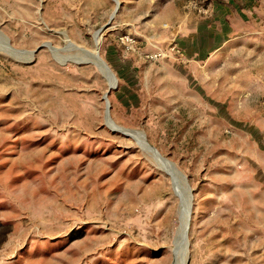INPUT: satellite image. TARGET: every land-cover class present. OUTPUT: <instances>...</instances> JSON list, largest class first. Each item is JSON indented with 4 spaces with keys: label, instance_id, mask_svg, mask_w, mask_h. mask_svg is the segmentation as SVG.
I'll return each mask as SVG.
<instances>
[{
    "label": "rangeland",
    "instance_id": "obj_1",
    "mask_svg": "<svg viewBox=\"0 0 264 264\" xmlns=\"http://www.w3.org/2000/svg\"><path fill=\"white\" fill-rule=\"evenodd\" d=\"M118 1L0 0V264H264V0Z\"/></svg>",
    "mask_w": 264,
    "mask_h": 264
},
{
    "label": "crops",
    "instance_id": "obj_2",
    "mask_svg": "<svg viewBox=\"0 0 264 264\" xmlns=\"http://www.w3.org/2000/svg\"><path fill=\"white\" fill-rule=\"evenodd\" d=\"M210 1L214 2V0H210ZM221 1H224V6L219 5L218 10L211 9L210 7V11H209L211 12V14H213L212 17L220 20L223 19L224 21L223 23L225 24L222 27L223 31L220 30L221 28H218L217 32L213 31L215 35H213L212 43L209 45L208 56L216 54L223 46H225L232 39L233 35H235L237 32L243 34L242 30L240 31L239 29L237 30L236 27H234L233 24L230 23V19L236 17L239 18L242 17L244 19L250 18L249 16L253 14L252 8L254 7V5L255 7H258L262 3V0H221ZM258 1L261 2L259 5H258L259 3ZM228 3H230V5ZM232 4H234V7L231 6ZM219 33L222 34V39H220V41L223 40L222 41L223 44L221 45L220 42L218 45L216 43V41L219 40L218 37L221 35Z\"/></svg>",
    "mask_w": 264,
    "mask_h": 264
},
{
    "label": "bare ground",
    "instance_id": "obj_3",
    "mask_svg": "<svg viewBox=\"0 0 264 264\" xmlns=\"http://www.w3.org/2000/svg\"><path fill=\"white\" fill-rule=\"evenodd\" d=\"M2 37V41L5 43V45L6 46H8V41L6 40V38L5 37H3V36H1ZM93 60V63L95 64V65H97L100 69H101V71L106 75V76H108V78L109 79H111L112 80V86L113 87H115L116 86V83H115V80L113 79V77L110 75V72H109V69H107L106 68V66H105V64H103L102 62H101V60L97 57V56H94L93 58H92ZM114 128H115V126H113ZM118 129V128H117ZM119 130V129H118ZM122 131V130H121ZM122 132H125V131H122ZM126 133V132H125ZM128 134V133H127ZM130 135V134H129ZM131 136V135H130ZM142 139V138H141ZM141 142V141H140ZM142 144L144 145V147L147 149V150H151V149H153V151H155V153H157L158 154V152L156 151V149H154V148H151L150 149V147H149V145H148V143H147V141H146V139H144L143 138V142H142ZM150 152H152V150L150 151ZM156 154V155H157ZM158 156V155H157ZM158 158H159V156H158ZM157 158V159H158ZM164 160V159H163ZM160 161V160H159ZM165 161V160H164ZM167 163V162H166ZM168 166V165H167ZM171 172V171H170ZM174 172V171H173ZM185 178V177H184ZM187 186H188V184H187ZM188 189H189V186H188ZM189 192H190V190H189ZM188 201V203H189V199L187 200ZM191 202V201H190ZM192 210V209H191ZM188 210H187V208H186V210H185V215H184V219H183V229H182V233H181V235H182V238H183V240H184V237H185V235H186V232H187V226H188V212H187ZM190 220H191V214H190ZM181 237V236H180ZM180 241V240H179ZM183 242V241H182ZM185 262H186V256H185ZM185 262L183 263V264H185Z\"/></svg>",
    "mask_w": 264,
    "mask_h": 264
},
{
    "label": "water",
    "instance_id": "obj_4",
    "mask_svg": "<svg viewBox=\"0 0 264 264\" xmlns=\"http://www.w3.org/2000/svg\"><path fill=\"white\" fill-rule=\"evenodd\" d=\"M116 1V3H117V8H116V11H115V13H114V15L112 16V19L114 18V16H115V14L117 13V11H118V9H119V7H120V2L118 1V0H115ZM100 33V32H99ZM98 33V34H99ZM9 41V40H8ZM69 47H71V45H69ZM99 51V50H98ZM99 53V52H98ZM107 65V64H106ZM112 72V71H111ZM112 75H113V77L115 78V76H114V74L112 73ZM116 79V78H115ZM116 88V87H115ZM115 88H113V89H115ZM108 96L106 95V97H105V100L107 101V104H109L108 102V98H107ZM109 109H110V106L108 105V111H107V122L111 125V126H114V124H113V121H112V119H111V117H110V112H109ZM116 131H120V132H122L121 130H118L117 128H114ZM122 133H124L125 135H127L125 132H122ZM150 145V144H149ZM150 147L151 148H154L153 146H151L150 145ZM157 151V150H156ZM158 152V151H157ZM159 153V152H158ZM159 155H160V153H159ZM168 161V160H167ZM170 162V161H169ZM173 164V163H172ZM185 177V176H184ZM185 179V181H186V184H188L189 185V183H188V180L186 179V177L184 178ZM189 190H190V197H191V199L193 200V194H192V190H191V187H190V185H189ZM192 202V201H191ZM191 209H192V205H191ZM186 242H187V244H188V242H189V237H188V231H187V234H186Z\"/></svg>",
    "mask_w": 264,
    "mask_h": 264
},
{
    "label": "built area",
    "instance_id": "obj_5",
    "mask_svg": "<svg viewBox=\"0 0 264 264\" xmlns=\"http://www.w3.org/2000/svg\"><path fill=\"white\" fill-rule=\"evenodd\" d=\"M127 42H128L130 45L135 44V41H134L132 38H127Z\"/></svg>",
    "mask_w": 264,
    "mask_h": 264
}]
</instances>
